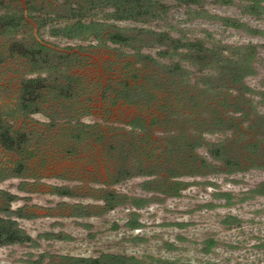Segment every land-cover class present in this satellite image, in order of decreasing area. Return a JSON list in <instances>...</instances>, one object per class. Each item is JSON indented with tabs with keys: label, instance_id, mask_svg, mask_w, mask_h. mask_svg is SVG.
<instances>
[{
	"label": "rangeland",
	"instance_id": "obj_1",
	"mask_svg": "<svg viewBox=\"0 0 264 264\" xmlns=\"http://www.w3.org/2000/svg\"><path fill=\"white\" fill-rule=\"evenodd\" d=\"M72 2L0 3V17L10 15L15 24L20 23L13 32L0 29L1 109L15 105L22 78L37 76L29 75L36 65L19 53L25 45L37 47L38 42L44 47L38 62L46 54L53 59L43 76L70 82L74 88L69 92L72 98L54 113L90 110L97 116L87 115L81 121L98 122L104 130L99 145L95 135L73 142L68 135L74 124L70 120L15 110L13 123L27 132L29 141L22 155L0 147V190L12 195L11 201L1 202L0 216L6 217L3 210L9 206L11 219L28 239L0 246V264H264V169L252 167L250 153L241 149L249 138L258 141L261 130L262 153L252 160L264 166L260 118L264 116V0L258 14L247 11L251 0H141L118 7L119 12L98 6L87 13L86 22L109 23L103 35L111 36L118 27L136 37L130 42L136 49L93 36L69 39L58 35L53 30L63 22ZM173 48L179 55L173 54ZM164 51L171 56H162ZM137 52L167 65L180 63L193 89L207 83L213 91L204 103L222 92L219 97L226 98L224 105L231 102L244 110L236 114L243 132L226 144L244 169L227 173L203 168V175L181 174L189 149L178 146V140L170 143L168 135L162 134L154 143L159 156L141 155L143 141L137 138L130 145L131 134L113 129L128 131L114 121L140 112L105 101L101 91L91 94L93 104L86 100L90 90H99L98 84L109 83L112 68L131 76L125 61ZM238 58L250 60V73L240 78L244 88L238 85L240 92L233 91L236 98H232L226 88L229 77L220 71ZM65 71L72 75L67 77ZM75 91L86 107L81 111L69 106ZM41 100L40 108L53 112L46 109L50 101ZM248 124L252 128L245 130ZM226 135L204 134L203 146L195 152L219 166L209 156L207 143L225 140ZM122 145L126 153L118 160L113 146ZM124 169L132 174L126 175ZM141 171L151 173L138 174Z\"/></svg>",
	"mask_w": 264,
	"mask_h": 264
},
{
	"label": "trees",
	"instance_id": "obj_2",
	"mask_svg": "<svg viewBox=\"0 0 264 264\" xmlns=\"http://www.w3.org/2000/svg\"><path fill=\"white\" fill-rule=\"evenodd\" d=\"M4 0H0L2 3ZM116 1V2H112ZM136 3L141 0H134ZM133 0H74L73 4H70L66 8V16L63 22L60 23L53 31L57 32L58 35H62L69 39H86L89 36L95 37L99 41H109L112 44L119 45L124 44L128 47L136 49V46H131V41L137 39L133 36L125 35L122 28H118V32L109 35L105 32L103 35V29L107 27L109 23L105 21H88L84 19L87 17V13L98 6L103 7H113L119 12L118 7L133 6ZM190 3L196 0H188ZM252 3L249 4L248 12L251 14H258L259 10L263 7L260 5L262 0H251ZM135 3V4H136ZM13 18L10 15H3L0 17V29L3 32H13L18 28L20 23H14ZM231 25V24H230ZM110 26V25H109ZM112 26V25H111ZM106 37V38H105ZM140 41V40H139ZM37 47L32 45L28 47L25 45L23 51L19 53L25 61H29L33 65H36L35 70L29 72V75H37L36 77H25L22 78L20 83H18L17 92L18 96L15 99V105L12 108L2 110L0 107V147L6 152L16 153L22 155L24 149L29 141L27 132L21 130L13 123L12 115L19 109L23 115H28L32 113H44L45 116L51 118L55 117L57 119H67L73 124L71 131L68 133L69 138L80 141L82 136H92L95 135L94 142L99 145L103 143L102 139L104 136V130L100 129V124L95 123H85L81 121V118L87 115L97 116L95 113L88 110L87 112L81 111L85 109V105L80 101L79 93L75 91L73 95L74 103L70 102V107L74 111H79L80 113H75L74 115H59L54 113V109H63L62 106L65 100L72 98L69 92L73 88L72 83H63L59 79H51L48 76H43L47 73L49 64L53 59L49 58V54L42 57L40 62L39 59L42 55V50L44 47L38 42L35 43ZM161 45H164L161 43ZM36 48H40L36 51ZM252 48V47H248ZM173 48V54L179 55ZM138 50V49H137ZM11 52V50H10ZM13 54V53H11ZM183 54V53H181ZM14 55V54H13ZM38 55V56H37ZM162 56H171L168 51L161 53ZM139 56L140 59L137 60L136 57ZM126 67L129 66V73H123V71L117 68H112L111 71L113 76L109 79V83L105 86L98 84L96 89L90 90V96L86 97V100L91 104L94 102V98L91 95L93 92L97 95L98 91H101L103 99H109L108 101L113 105H128L133 106L140 113H136L128 120H115V123H120L125 125V127L130 128L128 131L114 127V130H122L128 134H131L134 139L132 143H135L137 138L143 141L144 145L140 154L151 157H157L159 155L155 154V151L159 149L154 146V143L158 142L160 135H168L169 142L179 141L181 148L189 149L188 154L185 156L187 163L184 169L185 172H180L185 175H203L202 169H211L226 171H241L242 162L238 161L235 154H231L226 147L227 142L233 143L235 136L239 132H243L242 122H238V117L236 114L244 113V110L235 103L229 102L228 106L224 105L226 98H220L219 94H224L222 92L218 93V96L214 97L213 100L208 103H204L206 95L213 91L207 83L201 84L200 88H195L190 86L189 81L185 77L186 70L180 66L178 62H172L167 65L159 60L153 59L149 55L137 52L134 55L127 57ZM43 61V62H42ZM249 59L242 60L241 58L230 60V68L220 71V75L227 74L229 80L227 82V90L232 92L229 97L236 98L234 93L240 92L239 86L244 88L240 84V78L248 75L250 73ZM67 77L72 74H68L65 71ZM115 74H119L117 77ZM130 79V81H129ZM76 85L79 86V83ZM67 87L69 90H64ZM103 87V88H102ZM86 89V86H83ZM96 91V92H95ZM67 94V95H66ZM264 94V93H262ZM48 98V99H47ZM208 98V97H207ZM50 101L49 106L46 109H51L53 112H45L40 108V102ZM231 101V99H230ZM82 103V105L80 104ZM80 108H79V106ZM181 105V108L179 107ZM227 107V108H226ZM230 107V108H228ZM98 118L103 119V117L98 116ZM264 125V116L260 117ZM56 125V122H53ZM251 124L247 125L245 130H250ZM262 129V128H261ZM247 132V131H246ZM217 133H228L225 140H221L215 143H207V151L209 156L214 162H217L219 166L209 163L207 159L196 153V149L203 146L204 134H217ZM247 134V133H243ZM257 134L259 139L243 141V146L241 149L246 153H250V160L252 161V167L263 168L264 166L256 163L254 159L255 155H260L261 143L260 137L263 135L261 130L258 129ZM104 140V139H103ZM159 145V144H158ZM122 146H113L115 150L114 157L116 159L123 160L126 150ZM174 147H176L174 145ZM111 148V147H110ZM126 148V147H125ZM166 147L164 148V150ZM26 150V149H25ZM121 171V170H120ZM126 175H130L129 171L125 170ZM151 172H138V174H146ZM154 172H152L153 174ZM15 173L14 175H16ZM10 175V174H7ZM12 195L8 192L0 190V205L1 202L11 201ZM0 211L1 208H0ZM6 213V217L0 216V246L9 245L13 243H19L21 241L27 240L28 236L23 232V230L17 225V223L11 219L12 211L9 206L3 210ZM96 263V261L94 262Z\"/></svg>",
	"mask_w": 264,
	"mask_h": 264
}]
</instances>
